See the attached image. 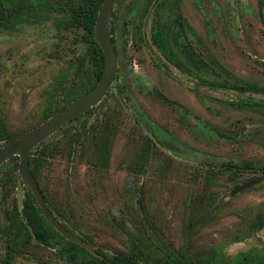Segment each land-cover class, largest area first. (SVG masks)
Instances as JSON below:
<instances>
[{
  "label": "rangeland",
  "instance_id": "rangeland-1",
  "mask_svg": "<svg viewBox=\"0 0 264 264\" xmlns=\"http://www.w3.org/2000/svg\"><path fill=\"white\" fill-rule=\"evenodd\" d=\"M150 1L119 0L110 17L119 41L117 79L108 99L90 115L92 121L101 114L113 120L107 160L92 165L95 145L84 130L75 144L65 140L66 132L89 120L86 115L38 150L54 148L44 162L40 187L76 234L104 252H128L126 229L154 244L165 243L188 260H264V228H253L264 220V175L246 171L230 181L226 166L249 162L264 167V115L226 104L246 95L204 87L196 92L197 78L167 63L151 42V28L170 20L175 0H161L158 11L146 18ZM180 7L191 27L190 42L203 58L213 57L235 80L264 87L261 0H181ZM50 13L39 10L35 21L23 18L9 30L0 28V120L12 137L40 123L56 81L77 84L70 74L85 50L83 31L66 26L68 15ZM155 61L165 63L175 79L167 78ZM116 87L123 89L121 101ZM154 90L181 107L159 100ZM146 136L157 145L142 165L137 155ZM8 166L0 168V260L7 244L1 230L16 194V184L4 183ZM66 248L57 236L49 249L32 241L14 264H74Z\"/></svg>",
  "mask_w": 264,
  "mask_h": 264
},
{
  "label": "flooded vegetation",
  "instance_id": "flooded-vegetation-1",
  "mask_svg": "<svg viewBox=\"0 0 264 264\" xmlns=\"http://www.w3.org/2000/svg\"><path fill=\"white\" fill-rule=\"evenodd\" d=\"M118 1H117V3H118ZM261 1L263 2V5H264V0H261ZM35 2L37 4H40V5L44 4L45 6L46 5L53 6L56 3V0H53V4H51L52 2L50 0H35ZM161 3H162L161 0L150 1L146 5L145 16L144 17L147 18L149 16H152L153 13L157 12L158 8L161 5ZM180 5H181V0H175V2L173 4V7H172V14L173 15L170 18V20H168L165 23H157L156 27H152L151 28L150 33H151L152 45L157 48V50L160 52V55L163 57V59L167 63H169L170 65H172L173 67H175L176 69L181 71L182 73H185L187 75H191V76H194L195 78H197L198 87L195 90L196 92L199 91V87H204V88L210 89V90H229V91L234 92L238 96L246 95V97H244L241 100L230 101V102H228L226 104L231 106V107H233V108H235V109L247 110V111H251V112H254V113H258V114H263L264 115V101L261 100V99L257 100V99L253 98V96H255V95H257L258 97H264V92H252L250 90L243 89V87H248V86L257 87L259 89H264V87L258 86V85L254 84V83L240 81L239 79L235 80V79H233L235 77L226 68H224L220 63H218L213 57L205 56V58H203V55H202L203 52H201V51L197 52L196 49L192 46V44L190 42L189 37H190V34L192 33L191 32V27L187 23L185 18L183 17V15L181 13ZM114 7H113V9H114ZM51 9H53V8H51ZM51 9H46L45 7H43L40 10H44V11L46 10L47 12L48 11L54 12ZM113 9L111 10L110 17L113 15ZM50 12H49V14H51ZM35 14H36L35 16L18 15V14H11L10 15L9 13H5V15L3 16L2 14H0V28H3L5 30H9L11 25H12V22H16L17 20L23 19V18H27V19H31V20L35 21L37 19V15H38L37 13H35ZM58 14L62 15V13H58ZM64 15H67V14H64ZM3 18L8 19V21H4ZM42 18H44V17H42ZM164 25H166V26L168 25L170 27L171 36H172V40H171L170 45H169V49H170L169 59H167L163 55L162 51L155 45V43L153 42V39H152L153 33H155L159 29L160 26L162 27ZM66 26L69 27V28L73 27V28H75L77 30L79 29L77 26H69L68 23L66 24ZM141 27L142 28H141V34L140 35H141V37L145 38V28L143 27V25ZM110 30H113V34L110 33ZM108 31H109V35H110V38H111V41H112V45H113V49H114V52H115V55H116V59H117V68H116V72H115V76H114L112 85L108 88L107 92L105 93L104 98L102 99V101L98 105L102 104V102L104 100L108 99L109 94L114 89V81H115V79H117L118 61H119V58H120L119 57L120 56L119 55V49H118V42L119 41L116 38V31H115L114 27H112V23L110 22V20L108 22ZM112 39L115 40V43L113 42ZM94 41H95V38H94ZM82 42L85 44V49H86L88 44L84 40V33H83V37H82ZM184 49H190L192 52H194L195 58L202 62L203 69L201 71H196V70H194L191 67L190 63L185 59V55L183 53ZM84 52H85V50H84ZM101 52H102V50H101ZM83 55H84V53L76 60V62L74 63V67L72 69L73 71L70 74V76L73 77L72 78L73 84L74 83H77V84H75L74 86H71V87H67V84H66V82L64 80H59V81L55 82V85L53 87L52 93L50 94V96L48 98V101H47V104H46V106L44 107V109H43V111L41 113V117H40L41 121H40L39 124H41L42 122L45 121L44 118H46V117L49 118V117L53 116L58 111L63 109L65 106H67L69 103H71L75 99L79 98L83 94H85L88 91H90L98 83V82H96L95 84L92 85L91 88H89L87 91H84V85H85V83L87 81V76L89 74L81 73V72L78 71L79 61L83 57ZM102 55H103V53H102ZM103 58H104V56H103ZM89 63H90V59H89V57H87L86 61H85V66H84V69H85L86 72L89 71V69H90ZM154 66L157 69H160L167 78L175 79V76L173 75L172 71L169 69V67L165 63H162L160 61H155L154 62ZM103 71H104V68H103ZM102 74H103V72H102ZM205 75H206V77H204L205 78L204 79L203 76H205ZM101 77H102V75H101ZM116 92H117L116 98L118 99V101H121L122 97L124 96L123 89L121 87H116ZM155 92L161 94L165 99L163 100V99H160L159 97H157ZM153 94H154V96L156 98H158L159 100H161V101H163V102H165L167 104L174 105V106H176L178 108L181 107L180 104L171 101L170 99L165 97L162 93H160L157 90H154ZM98 105L90 108L86 112L80 114L78 117L72 119L66 125L61 127L52 136L62 132L67 127L68 124L76 122V121H79V120H82V118H84L86 115H89V116L93 115L94 114L93 111L96 109V107ZM107 117H108V115L101 114L98 117L97 121H95V119H94V121H92L91 116H90L88 121H86V122L84 121L82 124H80V127H79L80 129L79 130L72 129V130H70V131H68V132H66L64 134L66 142L71 144V145L75 144L76 142H78L80 140L83 130H84V133L88 137L91 136V139H93V142H94V145H95V156H94V160L92 161V165L93 166L101 165L98 162V160L99 161L107 160V157H108L107 155L109 154L110 135H111V132H112V129H113V120L112 119L109 120ZM0 122L4 123V130L8 134L9 138H10V141L8 143H10L11 141L23 136L24 134L28 133L29 131H31L32 129H34L35 127H37L39 125V124H37L33 128L25 131L21 136L12 137L8 133L5 121L4 120H0ZM142 128H143L144 131H146V133L148 135V132L145 129V127H142ZM52 136H50L49 138H51ZM49 138L44 140L42 143H40L36 147H39V146L41 147ZM8 143H5V141H1L0 142V147L6 145ZM155 145H157V143L154 141L153 136H146L145 137L144 141L142 142L139 154L137 155V157L140 160V162L142 163V165L145 164L146 161H147V157H148V154L150 152V148L152 146H155ZM36 147L30 152V154L36 150ZM46 148H47L48 157H46L45 159H43L41 161V173H42V169H43V166H44V162H46L52 156V154L54 153V150H53L52 154L50 155V151L52 149L51 145H49ZM30 154H29V158H30ZM15 157H17V156H15ZM12 158H14V157H12ZM17 158H18V163H19V157H17ZM11 159H9L7 162L2 164L0 166V168L3 165H5V164H9L10 165L11 164V161H10ZM18 163H17V169H18ZM226 166H227V171L231 172V176L229 177V180L231 179L230 181L236 180V178H238L241 174H243L246 171L258 172V173H261V174L264 175V167H259L257 164H253V163H249V162H246V163H244V164H242L240 166L236 165V164H232V163H227ZM8 168H9V166H8ZM29 168H30V166H29ZM209 172L211 173L212 171H209ZM219 172H221V171H219ZM261 177H258L257 179L253 180L251 183H248V184H252V185L255 184L256 182H258L260 180ZM40 179H41V174H40ZM34 180L37 183L39 191H40L42 197L44 198L48 209L50 210V212L52 213L54 218L62 225V223L56 218L54 213L51 211V208H54V207L56 208V206L48 199L46 193L40 187V184H39L40 180L37 181L35 178H34ZM4 181H5L4 183H6V184H8L10 186L11 185L14 186L16 184V186H15V188H16L15 199L13 200V203H12V206H11V209H10V213L9 214L8 213L5 214V220H6V226H7L8 225L7 217H8V215H10L13 212L14 204H16V206L18 208L17 192H18V184L20 182V177L18 175V170H17L16 174L13 176V178H11V179L8 176H6V173H5L4 174ZM242 186H245V185H241V186L236 187L233 190V192L236 191V189H238V188H240ZM22 190H23V204H24L25 195L27 193H29V192L32 194V191H31V189L29 187H27L25 185H22ZM244 190H242V191H244ZM239 192H241V191H239ZM32 196H33V194H32ZM33 198H34V196H33ZM34 200H35V198H34ZM35 203L37 204L36 200H35ZM48 204L50 206H48ZM18 212H19V209H18ZM19 214L21 216L23 215V209H22V213L19 212ZM41 215H42V213H41ZM6 226L1 230V236L8 242V237L4 234V230L6 229ZM253 228L255 230H257V231L262 230L264 228V220H260L259 223L257 225H255ZM74 234L76 236L80 237L81 239H83L81 236L76 234V232ZM138 235L141 238H143L142 234H138ZM88 240L91 241L90 238H88ZM85 242H87V241H85ZM89 244L92 245V243H89ZM7 247H8V245L6 244L5 255H6V252H7ZM21 249L22 248H20V247L17 248L16 255L21 253ZM96 250H103V249H99V248L97 249L96 248L95 251ZM16 255H15V257H16ZM15 257H14V260H15ZM13 264H14V261H13Z\"/></svg>",
  "mask_w": 264,
  "mask_h": 264
},
{
  "label": "trees",
  "instance_id": "trees-1",
  "mask_svg": "<svg viewBox=\"0 0 264 264\" xmlns=\"http://www.w3.org/2000/svg\"><path fill=\"white\" fill-rule=\"evenodd\" d=\"M102 2L103 0H56L53 7L37 4L35 0H19L16 3L13 1L7 2L0 0V14L3 16L5 13H9L10 15L35 16L37 11L45 7L46 9L53 8L51 10L54 12L69 15L68 25L80 28L84 33V40L88 44L78 65L79 72L89 74L84 85V91H87L93 84L98 82L104 68V58L101 49L94 41V25ZM3 19L4 21H8L6 18ZM110 33L113 34V30H110ZM152 39L155 45L162 51L163 55L169 59V45L172 40L170 27L168 25L160 26L159 29L153 33ZM112 40L115 43V40ZM183 53L185 59L194 70L201 71L203 69L202 62L195 58L194 52L190 49H184ZM87 57L90 59V69L86 72L84 66ZM243 89L252 92H264V89L251 86L243 87ZM47 118L48 117L44 118V120ZM1 141H5V143L10 141L8 134L4 130V123L2 122H0V142ZM39 149L40 146L36 147V150L30 154L29 158L31 173L37 181L40 180L41 161L48 157L46 147L38 151ZM53 150L54 148L51 149L50 155ZM10 161L11 164L6 170V176L11 179L18 170V158L14 157ZM48 206L50 205L48 204ZM51 211L66 229L75 233L74 227L66 214L61 213L55 207L51 208ZM7 221L8 225L4 230V234L8 237V247L5 258L0 261V264H13L17 248H25L32 241L37 242L39 246L46 249L51 248L55 236L65 241L68 247L64 249L66 256H68L66 258L73 261L74 264H231L212 257L202 260H188L186 256L172 251L165 243L160 242L154 244L148 238H141L138 234L129 232L126 229L122 230L127 232L129 236L128 252L121 253L113 250L111 254L103 250H96L95 252L97 255H92L79 246L66 241L45 221L30 192L25 195L23 215L21 216L19 214L18 208L16 204H14L13 212L8 215ZM83 239L87 241V243H92L88 238ZM236 264H264V260L253 261L251 259L242 258L238 260Z\"/></svg>",
  "mask_w": 264,
  "mask_h": 264
},
{
  "label": "water",
  "instance_id": "water-1",
  "mask_svg": "<svg viewBox=\"0 0 264 264\" xmlns=\"http://www.w3.org/2000/svg\"><path fill=\"white\" fill-rule=\"evenodd\" d=\"M117 1L118 0H103L94 26V38L100 46L104 56V71L98 83L90 91L69 103L63 109L49 117L28 133L0 147V166L12 157H19L18 175L20 177V182L18 184L17 192L19 212L22 213L23 209L22 185H25L31 189L43 217L52 226V228L66 241L79 246L92 255H97L95 252L96 247L85 242L83 239L63 227L48 209L47 204L39 191L37 183L31 174L29 168V154L37 145L55 134L61 127L66 125L72 119L98 105L104 98L108 88L112 85L117 68V59L108 31V22L110 20L111 10L116 5ZM155 94L160 99H165L161 94L157 92H155ZM251 185L252 184H247L242 186L236 189V191L232 194L242 191ZM109 253L112 254V252Z\"/></svg>",
  "mask_w": 264,
  "mask_h": 264
}]
</instances>
